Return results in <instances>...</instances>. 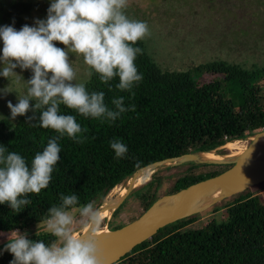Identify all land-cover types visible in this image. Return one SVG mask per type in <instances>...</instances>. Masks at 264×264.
<instances>
[{"label":"trees","instance_id":"1","mask_svg":"<svg viewBox=\"0 0 264 264\" xmlns=\"http://www.w3.org/2000/svg\"><path fill=\"white\" fill-rule=\"evenodd\" d=\"M33 9L31 1L9 0L2 15L13 22ZM145 43L142 39L133 45L142 49L135 64L143 79L131 92L116 88L118 77L105 84L93 72L90 79L84 80L90 93L104 92L109 109L115 110L114 98L124 97V106L135 105V111L108 121L85 117L61 105V114L75 116L81 128L86 129L77 134L83 142L77 143L67 134L58 140L60 159L48 187L39 194H28L31 203L19 213L7 203L0 204V233L19 230L26 232L28 239L50 244L56 238L48 231H37L36 225L46 220L50 207L61 204V194L76 195L77 207L91 202L98 208L114 186L149 164L188 152L214 150L227 141L264 129V62L246 67L214 59L186 69L168 70L158 65ZM32 115L28 112L15 120L0 118V146L20 154L29 167L48 140L59 135L40 127L38 119L26 121ZM114 139L127 147L122 158H117L110 147ZM220 172H184L175 178L166 194ZM160 185L161 179L154 172L130 195L141 202L144 211L158 198ZM225 211L224 217L212 218L201 227L190 226L199 212L172 222L113 264H264V202L246 194L227 205ZM123 225L111 221L109 229ZM4 245L0 246V264H10L13 255L3 251Z\"/></svg>","mask_w":264,"mask_h":264},{"label":"clouds","instance_id":"2","mask_svg":"<svg viewBox=\"0 0 264 264\" xmlns=\"http://www.w3.org/2000/svg\"><path fill=\"white\" fill-rule=\"evenodd\" d=\"M127 7L128 0H50L46 19H36L33 26L25 24L19 30L11 25L0 26V76L7 80L14 77V82L23 87L22 92L14 91L18 102L7 104L11 118L32 112L26 121L38 119L40 127L59 134L35 154L30 167L20 154L0 146V204L7 203L19 213L31 203L28 194H39L48 187L60 159L58 140L67 134L77 143L83 142L77 134L86 129L75 116L61 114V105L85 117L108 121L135 111V105L124 106V97L114 98L115 110L109 109L103 91L90 93L86 82L78 80L70 59V53L83 57L89 79L93 72L105 84L118 77L116 88L131 92L143 79L135 64L142 49L133 45L150 35V29L146 22L130 18ZM57 42L65 47H57ZM16 68L30 70L31 77L24 80L14 71ZM11 92L8 87L0 89L4 95ZM30 101H35L34 106ZM109 143L117 158L125 156L126 145L117 139ZM60 201L59 206L48 209L44 221L56 239L46 244L28 239L26 232L12 231L3 249L13 255L10 264H103L96 239L101 212L91 202L77 207L79 201L74 194H61ZM79 229L88 231L81 234Z\"/></svg>","mask_w":264,"mask_h":264},{"label":"rangeland","instance_id":"3","mask_svg":"<svg viewBox=\"0 0 264 264\" xmlns=\"http://www.w3.org/2000/svg\"><path fill=\"white\" fill-rule=\"evenodd\" d=\"M21 1H31L34 9L21 14L19 19H14L11 22L2 15L5 4H8L9 0H0V26L11 25L19 30L25 24L33 26L36 19H46L50 0ZM125 11L130 18L148 24L150 35L143 40L146 42L148 52L152 54V57L163 69H186L197 63L214 59L241 63L246 67L264 62V0H128V7ZM56 46L65 47L58 42ZM2 47L3 44L0 41V49ZM70 59L73 67L77 69L78 80H85L87 78L85 75L87 66L83 63V57L70 53ZM14 71L22 75L24 80L29 79L32 75L30 70L16 68ZM14 81V77L7 80L0 76V89L8 87L13 90L7 95L0 93V118L7 116L11 118L7 104L11 101L15 105L18 101L14 91H23L22 85H18ZM33 102L35 101H30V104ZM261 130L241 138L240 144L247 147L252 140L249 138ZM213 151L226 155L229 149L219 146ZM196 163L194 161L175 166H170L167 163L157 165L151 169L148 179L141 184L149 181L155 172L156 176L161 179V185L158 189L159 198L171 189L175 178L184 172L197 174L212 170L223 171L229 168V164L197 165ZM192 164H196V167ZM130 178L115 186V197L118 196L121 187H125L127 193L131 185L129 183ZM141 184L132 185L135 188L130 189V192L125 195L117 214L112 217L113 211H111L110 217L102 220L99 228L109 229L111 221L114 224L129 223L142 213L141 202L135 196L130 195ZM109 193L104 197L102 203L108 201ZM246 194L256 195L264 202V182L208 206L195 215L190 226L201 227L212 218L224 217L227 205ZM36 229L41 232L48 231L44 222L37 224ZM79 230L81 233L83 232V229ZM10 235L11 232L0 233V246L7 243V237Z\"/></svg>","mask_w":264,"mask_h":264},{"label":"water","instance_id":"4","mask_svg":"<svg viewBox=\"0 0 264 264\" xmlns=\"http://www.w3.org/2000/svg\"><path fill=\"white\" fill-rule=\"evenodd\" d=\"M261 135L264 139V129L257 132L255 136ZM254 149H260L264 153V143L258 144L251 141L242 153L234 158L223 159H201L199 153L188 152L179 157L166 158L145 166L142 169L157 165L169 164L179 165L185 162L227 164L231 166L217 175L199 180L174 193L165 194L157 198L147 209L129 223L116 229H108L106 232L97 233L96 239L103 253V264H113L128 253L134 246L152 237L158 229L198 213L210 205L219 202L221 199L231 197L243 192L247 188L264 182V161H250L246 156ZM130 177L133 178L137 172ZM134 186V185H133ZM132 184L128 188L133 189ZM219 189L221 196L212 200L206 205H198L200 199L209 191ZM126 192L121 195L114 205H110L112 211L115 210L124 200ZM111 201L102 206H108ZM86 232H82L84 234Z\"/></svg>","mask_w":264,"mask_h":264},{"label":"bare ground","instance_id":"5","mask_svg":"<svg viewBox=\"0 0 264 264\" xmlns=\"http://www.w3.org/2000/svg\"><path fill=\"white\" fill-rule=\"evenodd\" d=\"M249 140L255 141L258 144L264 143V139L261 135H258V136L254 135L253 137H250ZM240 142H241V140L238 139V140L228 141L225 144L221 145L220 146L221 148L229 149V152L226 155H221V154H218L217 152H215L213 150H209V151H201L199 153V157L201 159L234 158V157L240 155L242 153V151L245 149V146L243 144H240ZM246 159H248L250 161H261L262 162V161H264V153L260 149H254L253 151H251L246 156ZM150 171H151L150 167L142 169L141 172H137L133 178L129 179V183L136 186L138 184L145 182L148 179ZM143 173H145V174H143ZM115 191L116 190H115V186H114L110 190V193H109L110 198L108 199V201L104 202L103 205H106V203H108L109 201H111V202L109 204H107L108 206H102V208H100V210H99L102 214L101 215V221L110 217L111 211H112V208H110L111 207L110 205H114L115 203H117L119 197L126 192V188L121 187L117 197L114 196ZM220 196H221V191L219 189L209 191L200 199L198 205H200V206L206 205L209 202H211L212 200L219 198ZM87 231H88L87 229H83V232H87ZM106 231H108V228H103V229L98 228L97 233L106 232Z\"/></svg>","mask_w":264,"mask_h":264},{"label":"flooded vegetation","instance_id":"6","mask_svg":"<svg viewBox=\"0 0 264 264\" xmlns=\"http://www.w3.org/2000/svg\"><path fill=\"white\" fill-rule=\"evenodd\" d=\"M230 166H231V165H230ZM230 166H229V167H230Z\"/></svg>","mask_w":264,"mask_h":264}]
</instances>
